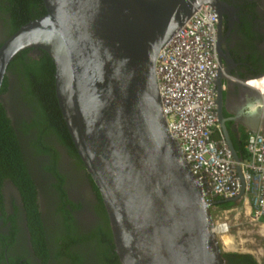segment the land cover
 I'll list each match as a JSON object with an SVG mask.
<instances>
[{"label":"water","instance_id":"1","mask_svg":"<svg viewBox=\"0 0 264 264\" xmlns=\"http://www.w3.org/2000/svg\"><path fill=\"white\" fill-rule=\"evenodd\" d=\"M41 1L44 13L0 43V82L16 52L39 48L50 57L61 117L100 195L119 263L223 264L210 207L237 199L242 185L235 196L205 199L166 129L153 70L161 44L212 0ZM221 77L213 80L218 129L239 161L221 112ZM256 123L242 122L249 130Z\"/></svg>","mask_w":264,"mask_h":264},{"label":"flooded vegetation","instance_id":"2","mask_svg":"<svg viewBox=\"0 0 264 264\" xmlns=\"http://www.w3.org/2000/svg\"><path fill=\"white\" fill-rule=\"evenodd\" d=\"M6 4L8 0H0V43L24 18L17 17L19 23L10 20ZM210 5L215 13L214 49L222 75L221 112L227 117L228 136L229 130L240 138L246 133L243 120L250 125L257 122V129L264 133L262 92L244 88L245 82L254 88L264 84V0H212ZM0 105L15 133L18 159L24 167L19 174L3 176L0 181V264H66L62 257L54 259L53 252L42 258L32 246L23 200L30 193L29 182L47 231L43 234L48 252L56 243L53 236L61 233L59 226L77 236L101 223L98 190L72 150L70 136L64 138L68 131L66 126L67 133L62 129L64 121L60 126L61 115L26 95L11 70L4 71L0 82ZM216 135H222L221 131ZM83 245L84 241L78 242L73 250H84ZM230 259L244 264L239 257ZM255 260L264 264V259Z\"/></svg>","mask_w":264,"mask_h":264},{"label":"built area","instance_id":"3","mask_svg":"<svg viewBox=\"0 0 264 264\" xmlns=\"http://www.w3.org/2000/svg\"><path fill=\"white\" fill-rule=\"evenodd\" d=\"M214 39L215 13L209 3H200L158 48L153 70L161 113L189 171L202 182L205 199L235 196L242 185L240 196L246 198L253 219L264 227V133L246 131V155L239 161L232 158L222 135L212 136L214 129L219 130ZM212 229L221 236L228 225L215 221Z\"/></svg>","mask_w":264,"mask_h":264},{"label":"trees","instance_id":"4","mask_svg":"<svg viewBox=\"0 0 264 264\" xmlns=\"http://www.w3.org/2000/svg\"><path fill=\"white\" fill-rule=\"evenodd\" d=\"M5 8L10 13V20L12 19L13 22H18L17 17H24L21 19L20 23L18 22V25L16 23L14 27H12L8 35L21 23L34 18L45 11L41 0H8V4L5 5ZM32 49L33 48H24L16 52L7 63L5 70H11L16 74L19 86L22 87V90L26 95L35 97L36 102L42 107L46 109L51 108L54 111H57L60 116V110L54 94L53 62L44 50L38 48L33 49L32 52ZM60 121L61 126V123L63 122L61 116ZM62 129L66 132L65 125ZM65 137L69 139L68 133L64 138ZM241 138L242 143L244 142L245 133ZM71 148L75 152L72 145ZM19 151V145L15 133L12 127L6 123L0 105V181L1 177H13L20 173V169L24 168L20 159H18L20 156ZM245 155L246 152L243 150L241 156ZM23 176L26 177L25 173H23ZM29 184L30 193H28L27 198H24L23 200L28 218L30 240L33 248L39 256L44 258L45 255L46 258L48 253L50 254L53 252V255H51L54 259L62 257L66 260V264H82L83 262L85 264H120L113 250V243L106 214L100 199L99 207L103 215L101 223L99 222L98 226L87 232H81L77 234V236H71L69 232L63 230L62 227L59 226V232L61 233L60 235L53 236L52 239L56 241V243L52 246L53 249L48 252V246L46 247L45 245L43 234L47 231L38 216L34 202V194L31 189L33 184L32 182H29ZM218 198L219 197L213 199ZM233 203H235V200H219L215 202L213 206L224 208ZM82 241H84V250H73L74 245ZM47 245H50V243ZM221 256L223 264H235L231 261L230 256L239 257L244 261V264H257L253 255L248 252L221 250Z\"/></svg>","mask_w":264,"mask_h":264},{"label":"rangeland","instance_id":"5","mask_svg":"<svg viewBox=\"0 0 264 264\" xmlns=\"http://www.w3.org/2000/svg\"><path fill=\"white\" fill-rule=\"evenodd\" d=\"M210 212L213 222L224 220L228 225L226 243L215 233L221 250L248 252L258 261L264 259V227L253 219L244 196L224 208L211 205Z\"/></svg>","mask_w":264,"mask_h":264},{"label":"crops","instance_id":"6","mask_svg":"<svg viewBox=\"0 0 264 264\" xmlns=\"http://www.w3.org/2000/svg\"><path fill=\"white\" fill-rule=\"evenodd\" d=\"M248 130L249 129L246 128V131H248ZM212 136L214 138H218L217 135H216V129H214L212 131ZM229 139H230V141L232 143L233 148L237 152V154L241 156L242 155V151L245 150L244 142L241 143L242 138H240L237 134H234L233 132H231L229 130ZM241 157H243V156H241Z\"/></svg>","mask_w":264,"mask_h":264},{"label":"bare ground","instance_id":"7","mask_svg":"<svg viewBox=\"0 0 264 264\" xmlns=\"http://www.w3.org/2000/svg\"><path fill=\"white\" fill-rule=\"evenodd\" d=\"M253 88H254V87H253ZM256 89H257V90H260V91L262 92V94H264V84H263V83H260V84L256 87ZM227 235H228L227 233L221 235V238L223 239V242H224V243H226V242H225L226 239H224V238L228 237Z\"/></svg>","mask_w":264,"mask_h":264}]
</instances>
